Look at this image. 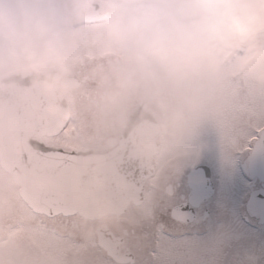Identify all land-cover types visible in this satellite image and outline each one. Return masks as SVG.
<instances>
[{
  "label": "flooded vegetation",
  "instance_id": "flooded-vegetation-1",
  "mask_svg": "<svg viewBox=\"0 0 264 264\" xmlns=\"http://www.w3.org/2000/svg\"><path fill=\"white\" fill-rule=\"evenodd\" d=\"M184 1L39 0L38 7L52 10L51 19L58 39L68 41L72 37L83 45L77 50L80 53L75 51L63 55L70 48L60 50L67 72L59 80L64 76L74 77L79 86L84 77L96 69L95 84L99 93L101 91L103 102L108 99L114 104L111 98L116 95L117 105L118 99L123 102L119 108L122 115L131 106L144 102L143 108L152 113L160 128L156 167L152 177L144 183L143 199L139 204H129L121 215H106L97 219H86L76 214L64 216L33 212L19 197L18 186L0 168V264H220L216 263L218 257L233 248V255L237 257L233 262L235 264L238 257L244 256V253L246 255V249L252 245L247 238L252 236L248 235L242 240L239 231L225 227L209 228L202 232L197 221L186 220L187 214L176 207L178 189L187 174L202 162L193 161L182 167L185 158L210 159L217 172L231 176L235 171L231 160L235 168L238 162L246 164L252 145L264 131V120L258 125V115L264 117L263 109H260L261 102H264V85L237 71L238 59L243 55L244 48L219 56L211 54L208 59L216 64L214 71L200 65L182 78L186 91L200 93L198 105L183 110L178 106L168 109L171 103L163 100L167 92L161 90L160 77L156 83L153 80L158 73L157 65L150 61L147 70L142 71L134 58L135 43L130 46V52L124 47L126 44L109 45L120 54L109 50L100 56H90L80 51L91 47V41L86 39L92 33L105 35L101 36L102 42L99 41V44L107 47L104 41L111 37L107 31L110 19L119 17L126 20L136 8L179 9ZM76 13L98 14L103 16V20L76 24L73 28L58 25L69 24L77 18ZM36 46L39 48L40 44ZM22 62L10 58L6 43L0 41V64L11 66L0 71V76L9 70L27 68L26 64L20 65ZM107 66L114 71L112 83L103 75ZM53 74H56L55 70ZM134 75H142L148 82L152 79L155 84L152 87L159 90L157 92L155 89V92L163 100L157 102L155 99L157 108L151 107L146 97L150 93V82L147 84L139 77L136 78L138 83L129 87L123 82ZM161 79L164 85L168 84L169 77L167 81ZM95 89L97 91L96 86ZM68 92L69 89H64V96ZM153 96L156 98L154 92ZM172 104H176V101ZM115 120L118 117L115 116L112 122ZM116 124L112 129L116 128ZM111 132L103 136L101 146H104L105 140L115 138L119 133ZM244 170L246 176L240 172L237 183L246 196L248 191L261 189L263 185L260 180L249 176L248 169ZM174 208L176 210L172 212ZM216 238H222V241ZM215 244L223 248L222 251L213 252ZM258 253V249L255 250L253 264H264ZM227 255L231 256L232 252ZM245 260L241 258V262Z\"/></svg>",
  "mask_w": 264,
  "mask_h": 264
},
{
  "label": "water",
  "instance_id": "water-1",
  "mask_svg": "<svg viewBox=\"0 0 264 264\" xmlns=\"http://www.w3.org/2000/svg\"><path fill=\"white\" fill-rule=\"evenodd\" d=\"M66 119L63 99L44 94L34 74L1 77L0 166L19 185L28 206L45 214L96 218L117 214L141 198L143 181L153 167L151 116L132 108L117 142L103 150L64 151L31 139L42 132L57 133ZM253 173L264 179V167ZM255 195L264 201V191Z\"/></svg>",
  "mask_w": 264,
  "mask_h": 264
},
{
  "label": "clouds",
  "instance_id": "clouds-1",
  "mask_svg": "<svg viewBox=\"0 0 264 264\" xmlns=\"http://www.w3.org/2000/svg\"><path fill=\"white\" fill-rule=\"evenodd\" d=\"M39 0H0V41L13 60H23L40 90L56 100L64 95L59 77L67 72L52 10ZM115 42L135 37V61L142 71L150 61L173 79H182L208 59L244 48L237 71L264 85V0H187L179 9L136 8L126 20L110 19ZM36 41H42L39 48ZM55 70V75L53 71ZM55 107V105H54Z\"/></svg>",
  "mask_w": 264,
  "mask_h": 264
},
{
  "label": "rangeland",
  "instance_id": "rangeland-1",
  "mask_svg": "<svg viewBox=\"0 0 264 264\" xmlns=\"http://www.w3.org/2000/svg\"><path fill=\"white\" fill-rule=\"evenodd\" d=\"M98 29H95V31ZM101 36L106 37L105 35H99L96 33H92L90 37H87L86 40L91 41V47L86 49V50H80L82 53L84 54H91L92 55H98L100 56L102 54V52L104 51H109L112 50V53L115 54H120V52L118 51H114L112 48H109V45L112 43H115V45H127L124 47H127L128 51L130 52V46L132 44L135 43V37L134 36H129L127 38H125L122 42L117 43L114 41V39L112 37H110L109 39H106L104 41V44H106L107 47H102L103 45L99 44V41L101 40ZM59 40V39H58ZM40 42V43H38ZM84 42V40L82 41ZM102 42V41H100ZM36 44H41V41H37ZM59 46H60V50L64 47H69V51H66L63 55L65 54H73L72 52H78L77 50H79L80 47H82L83 45L81 44V41H79L78 39H72V37H70L68 39V41L65 40H59ZM75 49V50H71V49ZM26 63L23 61L22 63H20V65H25ZM203 65V64H201ZM158 69V73L154 76L153 80L159 81V77H160V86H161V90L162 91H166L167 92V96L166 98H163V100H165L167 103H171V105L168 107V109L170 108H174L176 106H178L181 110H183V108L185 107H189V106H196L199 103L200 100V93L198 91H186V86L183 83V79H173L169 77V82L168 84L164 85L162 83V79L164 78L166 81L168 80V76H166L163 71L156 66ZM11 68L10 65H2L0 64V71L5 70V69H9ZM107 71V72H106ZM96 69L92 70L91 72H89L87 74V76L84 77L83 81L81 82V84L75 88H70V92H68V94L65 96L68 99L69 105H70V116H69V121L66 125V127L64 128L63 132L55 137H50V138H45L44 141L46 143H50L53 145H62L64 147H68V148H75L79 145H84L87 147H98L102 144V139L104 138L103 136H107V134H109V132H111V129L114 127L115 122H109V120L111 121L115 116L118 117V121H121L122 118V112L120 111L123 102L121 101V99H118V105H117V97L115 99V92H112L115 96H113L111 99L114 100V104H112L111 102L108 101V99H106V102H103V99L101 100L100 98V94L101 91L99 93V89L98 86L95 84V80H96ZM104 72V76L108 79L109 82H113L114 77L112 76L113 68L111 67H106V69L103 71ZM109 74V75H107ZM146 75V74H145ZM138 77L141 80H144L147 84H149L150 82V88H149V95H147V100L150 104L151 107L157 108V106L154 104L157 102H160V98H159V94H156L155 89L152 86L155 85L151 79V81L148 82L147 78H143V76L138 75ZM136 75H134L133 77H130L127 81H123L126 85L131 86V84H137L138 80L136 78ZM93 80V83H92ZM95 86L97 87V91L95 89ZM155 87V86H154ZM116 88V87H115ZM114 90H117L115 89ZM158 88V87H157ZM159 89V88H158ZM157 90V89H156ZM159 90H157L158 92ZM153 92L154 95L156 96V98H154L153 96ZM112 93H110L112 95ZM156 99V101H155ZM162 100V101H163ZM132 100H129V103L132 102ZM161 101V102H162ZM174 101H176V104H172ZM108 102V103H107ZM106 104V105H105ZM109 104V105H108ZM120 104V105H119ZM187 105V106H186ZM231 106V105H230ZM230 106H228V108H230ZM108 107V108H106ZM120 108V109H119ZM260 109H263L262 111L264 112V102H261L260 104ZM159 112V111H157ZM119 113V114H118ZM257 117V114L256 116ZM264 120V117L260 118V116L258 115V125L261 124V122ZM109 122V124H107ZM119 126V125H118ZM117 126V128H118ZM117 128L112 129V134L117 133ZM116 130V131H115ZM245 132V130L243 131ZM158 157V156H157ZM206 160L205 158L202 157H188L185 158L182 163V167L185 166L187 163L190 162H196V161H204ZM181 163V162H180ZM232 163V167L235 170L234 167V163L233 160H231ZM164 171H163V175H164ZM219 173V172H218ZM158 179V178H156ZM218 229H221V227H219ZM259 226L258 224H256L255 229L253 231V229L248 228V227H244L243 231L248 235H250V237L252 236L253 238H247L248 242H252V245L250 248L246 249V255H241L240 257H238L239 259L235 262V264H250L252 263V260H255V250L258 249V255L260 257L264 256V235L260 234L259 232ZM231 230V229H230ZM217 231V229H216ZM230 233V232H228ZM227 233V234H228ZM218 235V234H217ZM219 236V235H218ZM246 236V237H247ZM231 237V236H229ZM255 237H258V240H255ZM222 239V238H221ZM221 239H215V240H220ZM245 241V240H244ZM250 246V245H249ZM257 246V247H255ZM223 248L219 247L218 245H214L213 247V252L219 253V251H222ZM234 249V248H233ZM233 249H231L229 252H227L225 255L219 256L218 259L216 260V263H220V264H233V261L237 258L234 257L235 255H233L235 253V251H233ZM232 255L229 256L227 254L231 253ZM218 255V254H216ZM241 258L245 259V261L241 262ZM262 261L264 259H261ZM253 264V263H252Z\"/></svg>",
  "mask_w": 264,
  "mask_h": 264
},
{
  "label": "snow or ice",
  "instance_id": "snow-or-ice-1",
  "mask_svg": "<svg viewBox=\"0 0 264 264\" xmlns=\"http://www.w3.org/2000/svg\"><path fill=\"white\" fill-rule=\"evenodd\" d=\"M257 167H264V142L257 147L248 164L237 163L231 176L218 173L212 160L202 161L187 174L178 189L177 209L187 214L186 220L197 221L202 232L225 227L239 231L243 240L247 236L243 228L258 221V230L264 235V201H258L255 192L244 196L237 183L242 169ZM261 184L264 185V181Z\"/></svg>",
  "mask_w": 264,
  "mask_h": 264
}]
</instances>
